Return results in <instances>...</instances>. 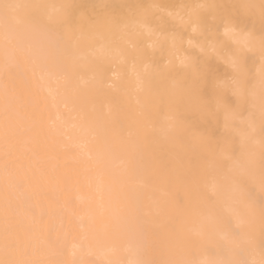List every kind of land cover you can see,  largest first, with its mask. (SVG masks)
Returning <instances> with one entry per match:
<instances>
[{
    "label": "snow or ice",
    "instance_id": "snow-or-ice-1",
    "mask_svg": "<svg viewBox=\"0 0 264 264\" xmlns=\"http://www.w3.org/2000/svg\"><path fill=\"white\" fill-rule=\"evenodd\" d=\"M0 50L6 74L53 99L63 89L66 107L79 96L73 81L105 63L134 78L135 106L120 107L112 121L121 143L100 136L80 111L83 141L75 145L99 143L103 220L91 230L120 234L127 264H264V0H0ZM30 104V94L5 84L0 264H45L33 258L40 246L53 252L48 264H63L58 241L34 236L43 215L28 207L24 226L7 195L20 187L10 158ZM49 118L53 127L60 121Z\"/></svg>",
    "mask_w": 264,
    "mask_h": 264
},
{
    "label": "bare ground",
    "instance_id": "bare-ground-1",
    "mask_svg": "<svg viewBox=\"0 0 264 264\" xmlns=\"http://www.w3.org/2000/svg\"><path fill=\"white\" fill-rule=\"evenodd\" d=\"M75 2L92 4L101 0ZM104 2L121 3L124 0ZM31 78L32 74L28 72L27 80L31 81ZM6 83L10 87L14 84L22 96H31L30 106L22 112V122L27 131L18 138L10 158L16 161L10 168L11 183L20 187H10L7 195L14 204L21 206L19 222L27 226L32 213L37 218L43 215L34 236L38 242L48 241L49 238L52 242L58 241L55 258L63 264H127L130 257L125 251L126 241L120 234L98 237L91 230L103 220L97 208L100 196L95 190L99 143L90 140L86 151L79 150L75 145L83 141L80 131L82 122L77 118L80 111L90 114V123L100 136H106L115 145L121 143V125L113 126L112 121L120 107L135 106L134 78L122 65L105 63L99 70L73 81L71 87L79 90V96H74L66 107L63 89L60 95L54 93L56 98L53 99L47 92H38L34 85L29 88L15 73L6 74L0 50V94ZM50 115L60 116L55 127ZM123 127L127 128V123ZM119 156L117 152L109 162L111 171H115ZM3 165L4 153L0 142V210L6 194ZM109 180V175H106L105 181ZM105 200H108L107 194ZM28 207L32 213L25 211ZM119 207V202L113 199L112 208ZM81 220H84L83 227ZM33 258L48 264L54 257L52 250L40 246Z\"/></svg>",
    "mask_w": 264,
    "mask_h": 264
}]
</instances>
